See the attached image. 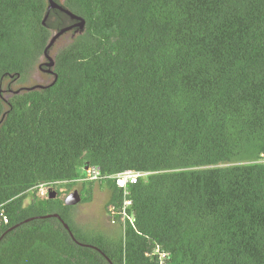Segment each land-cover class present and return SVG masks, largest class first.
Listing matches in <instances>:
<instances>
[{
	"label": "trees",
	"instance_id": "trees-1",
	"mask_svg": "<svg viewBox=\"0 0 264 264\" xmlns=\"http://www.w3.org/2000/svg\"><path fill=\"white\" fill-rule=\"evenodd\" d=\"M48 3L0 0V264H264V0H63L84 25L56 79L4 99L74 21ZM87 165L150 172L134 221ZM77 185L113 234L76 222Z\"/></svg>",
	"mask_w": 264,
	"mask_h": 264
},
{
	"label": "rangeland",
	"instance_id": "rangeland-1",
	"mask_svg": "<svg viewBox=\"0 0 264 264\" xmlns=\"http://www.w3.org/2000/svg\"><path fill=\"white\" fill-rule=\"evenodd\" d=\"M63 1V0H59ZM55 31H53L54 33ZM78 31L65 32L60 35L52 44L49 49V55L54 57L57 50L62 48L64 45L69 43L71 39L76 35ZM47 59L43 56L40 58L38 64L31 71L29 76L23 82L18 81H10L6 80L3 86V97L4 99H8L9 96L16 92L17 90L23 91L29 89L31 87L40 88L42 85H46L50 83L53 79V76H50L47 71L39 68L43 62ZM43 66V65H42ZM45 68V66H43ZM8 86V87H7ZM9 89V90H4ZM78 188V186H76ZM75 188V187H74ZM108 198V193L105 189H100L99 187H95L93 191V198L90 202L85 203H77L73 207L74 217L76 218V222L81 225L93 224L94 226L99 227L100 229H104L107 233H111L116 231L117 226L114 223V220L111 216H109L104 210V204Z\"/></svg>",
	"mask_w": 264,
	"mask_h": 264
},
{
	"label": "built area",
	"instance_id": "built-area-1",
	"mask_svg": "<svg viewBox=\"0 0 264 264\" xmlns=\"http://www.w3.org/2000/svg\"><path fill=\"white\" fill-rule=\"evenodd\" d=\"M83 170L84 174L81 176V178L78 179V181L101 182L105 179L114 180L117 187L122 190L123 194V199L120 205L123 217L128 218L130 222L134 221V216L127 215V211L131 206V199L129 198L130 186L140 179H145L150 172L125 169L114 174H104L101 172L100 167L97 165H87L85 168H83ZM38 187L42 192H47L49 190V186L43 183H40ZM160 255L162 258L165 257V253H160Z\"/></svg>",
	"mask_w": 264,
	"mask_h": 264
},
{
	"label": "water",
	"instance_id": "water-1",
	"mask_svg": "<svg viewBox=\"0 0 264 264\" xmlns=\"http://www.w3.org/2000/svg\"><path fill=\"white\" fill-rule=\"evenodd\" d=\"M48 2H49V3H48V12H49L51 9H58V10L64 12L65 14L69 15V17H70L71 19H74V20H75V23H73V24H71V25H68V26H65V27H63V28H61V29L55 31V32L52 34V36H51V38H50L48 44L46 45V47H45V49H44V57H45L47 60H46L45 62H43L41 65H39V66H42V65L45 66V68H46L45 71H47V72H51V73L54 74V71H53V67H54V57H52V56L49 55V53H48L50 47L52 46V44L54 43V41H55L60 35H62L63 33L67 32V31H69V30L72 29L73 27H77V30H81L82 27H83V25H84V19H83L81 16L75 15V14H73L71 11L67 10L66 8H64V7L62 6V4H61L60 2H57L56 0H48ZM48 12H47V14H46L45 17H44V20L47 18V16H48ZM44 20H43V21H44ZM55 79H56V75L54 74V78H53L52 81H54ZM52 81H51V82H52ZM51 82H50V83H51ZM44 86H45V85H42V86H40V88H41V87H44ZM35 88H36V87H31L30 89H35ZM16 92H19V90H17ZM55 196H56V191H50V192H49V197L53 198V197H55ZM80 201H81V194H80L79 190L76 189V188H75V189H72L71 191H69V192L66 194L65 198H64V203H65L66 205H75V204L79 203ZM54 215L58 217V215H56V214H54ZM47 216H49V215H47ZM61 221L63 222L64 227H65L66 229H68V231L70 232V234H72L71 231H70V228H69L68 224L65 223L62 219H61ZM106 258H107V257H106ZM107 259H108V258H107Z\"/></svg>",
	"mask_w": 264,
	"mask_h": 264
},
{
	"label": "flooded vegetation",
	"instance_id": "flooded-vegetation-1",
	"mask_svg": "<svg viewBox=\"0 0 264 264\" xmlns=\"http://www.w3.org/2000/svg\"><path fill=\"white\" fill-rule=\"evenodd\" d=\"M59 1V0H58ZM60 3H61V1H59ZM73 23H75V20L71 23V24H73ZM70 24V25H71ZM76 31H78L77 30V27H73L72 29H70L69 30V32H72V33H74V32H76ZM39 68H41V69H43V70H46V68H43V66H39ZM48 74L50 75V76H53V78H54V74L53 73H51V72H48ZM53 80V79H52ZM78 186V185H77ZM75 188L76 189H78L79 190V192H80V188H79V186H78V188L75 186ZM75 188H73V189H75ZM72 190V189H71Z\"/></svg>",
	"mask_w": 264,
	"mask_h": 264
}]
</instances>
